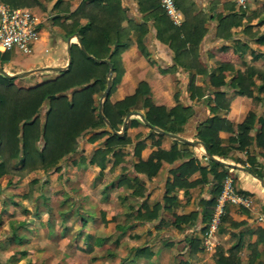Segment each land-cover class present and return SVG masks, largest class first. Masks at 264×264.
Returning a JSON list of instances; mask_svg holds the SVG:
<instances>
[{"label":"trees","instance_id":"obj_1","mask_svg":"<svg viewBox=\"0 0 264 264\" xmlns=\"http://www.w3.org/2000/svg\"><path fill=\"white\" fill-rule=\"evenodd\" d=\"M3 1L12 7H31L43 4L40 0ZM52 1L51 9L57 11L53 19L64 29L65 35L78 33L84 47L91 55L106 58L113 63L112 84L102 102L103 114L110 121L112 129L108 128L104 118L100 115L95 97L96 94H101L106 87L108 63L95 61L88 57L79 44L73 41L71 43L72 60L69 66L54 77L24 87L16 85L14 78H8L0 73V176L8 172L32 171L48 166L59 169L62 158L76 150L78 136L86 131L92 132L89 137L90 141L104 138V146L96 148L88 162L96 163L104 168L107 164L108 153L113 154L114 162H117L122 157V146L131 142L132 139L127 133L118 135L115 131L120 130L125 116L130 111L145 107L144 117L150 123L149 132L144 136L140 132L136 134L133 152L137 160L133 163V168L135 172L152 178L158 173L162 162L166 161L171 165L169 172L172 176L167 180L164 201H155L151 206L146 201L141 202L136 217L140 220H153L158 218L161 211L165 209L167 211L165 213L171 217L170 222L175 226L181 227L182 223H195L200 220L201 231H207L218 195L223 188L224 178L231 174L235 183L236 177L233 172H229L230 167L214 159L209 160V165L201 164L187 147L179 145L180 141L177 139L173 140L169 148L161 147V137L164 134L156 131L152 126L164 131L179 132L184 121L192 113L191 107L184 106L179 101L170 108L155 104L150 95V86L145 80H141L135 90L123 98L115 101L110 99V95L121 80L123 74L121 54L132 43L130 31L134 27L122 8L120 0H81L76 6H73L69 0ZM175 2L177 5V0ZM151 5L153 10L148 14L155 18L158 34L161 32L159 22L171 28L169 35L172 33L179 35L182 32L186 34L187 21H191L187 15L180 25H175L159 0H151ZM141 7L144 9L143 5ZM240 8V11L220 15L219 22L227 23L228 29L234 24H240L246 10V8ZM194 18L197 20L191 31L196 38L190 41L189 46H186V38H182L178 44H175L172 39L169 44L175 50L176 64L186 69H194L198 73H206L207 65L200 58L191 60L183 58L186 50L198 47L206 31L205 15H197ZM197 24L203 25L198 31ZM145 30V27H141L137 43L142 52L147 55L141 36ZM254 35L256 41L264 43V32ZM247 48L246 43L239 42L231 46L221 45L210 49L211 54H217L219 57L217 71L207 75L208 82L215 87L209 94V101H214V104L210 105L214 114L197 126V136L204 141L207 151L212 155H225L230 148L243 150L251 144L264 148V109L260 114L255 110H250L245 118L237 123L236 129L229 119L221 117L217 112L220 105L225 109L229 108L232 97H227L224 90L219 88L226 84L234 89V95L264 99V96H255L253 91V87H256L259 92L264 91V67L248 65L244 70L235 67L234 63ZM262 54V52H256L253 58L256 59ZM10 58L11 51H0L1 66ZM227 70L232 72L228 80H226ZM257 79H260L259 83L256 82ZM188 86L192 99L203 97L205 87L195 84L193 74L190 76ZM177 95L176 92V98ZM44 105L46 109L44 116L41 117L40 112ZM141 122L138 117H131L126 127L136 126ZM220 129L232 133L228 138V144H222L218 133ZM147 137L153 138L157 148L153 149L144 159L141 157V150L146 146ZM40 140L42 146L38 147L37 143ZM233 142L237 145H232ZM262 155L264 156L263 153ZM182 158L186 159L179 161ZM247 160L250 162V170L264 178V172L254 166L255 155H249ZM196 171H199L200 176L191 178ZM209 181H212L208 191L209 196L199 200V208L188 213L176 211V207L180 205L176 189H184V197L188 200L190 187ZM110 184L111 186L127 184L132 188L133 194L140 196L144 194V184L136 174L130 177L121 173L118 182ZM238 192L242 190L238 189ZM226 218H228L227 214L223 216V220ZM160 221L163 222L164 218H160ZM241 222L233 221V224H241ZM256 231L258 236L250 244L251 247L257 246L260 238H264V227H257ZM86 237H90V234L87 233ZM186 239L190 252L200 249L198 236H190ZM98 241L102 243L104 237H99ZM240 244V241L235 242L228 248L227 253L222 246H217L213 253L214 264H238ZM132 250L134 258L152 255V250L148 245L135 246ZM177 264H189V262L187 259H182ZM246 264H264V262H256L255 255L251 253Z\"/></svg>","mask_w":264,"mask_h":264},{"label":"rangeland","instance_id":"obj_2","mask_svg":"<svg viewBox=\"0 0 264 264\" xmlns=\"http://www.w3.org/2000/svg\"><path fill=\"white\" fill-rule=\"evenodd\" d=\"M41 2L43 4L31 8L44 19L42 38L30 52L17 48L11 50L10 60L3 64L7 71L43 66L38 64L48 60L54 62L55 59H61L57 65L67 62L68 36L53 19L57 13L51 9L53 1ZM254 7L258 15L263 17L264 3L254 0ZM258 30L264 31V24ZM261 63L264 66V60ZM57 73L52 70L37 71L14 78V83L27 87L54 77ZM127 89L121 87L118 94L115 89L110 99L115 101ZM102 93L95 95L98 107ZM45 109L46 105L41 109V117ZM139 127L137 130L126 127L124 133L132 141L122 146V157L117 162H114L115 156L108 153L104 168L88 162L95 149L104 146V138L90 141L92 132L86 131L78 136L76 150L62 158L59 169L48 166L1 175L0 264H177L182 259H187L189 264H212L217 246L226 250L239 237L244 242V220L233 218L243 213L244 209L234 205H228L226 209L228 218L221 223L213 239L215 247H212V243H205L206 235L200 229V220L182 223L181 227H177L170 222L171 217L165 213V209L153 220L136 217L141 202L146 201L151 206L155 201H164L167 180L172 176L169 163H164L152 179L135 172L133 163L137 157L133 149L136 134L140 132L144 135L148 131L144 126ZM37 145L41 147L42 141H38ZM121 173L130 177L138 175L144 184V194H133L127 184L111 186V182H118ZM175 191L182 199L176 207L178 213L199 208L198 197L209 196L204 187L201 190L195 187L186 203L183 192L179 189ZM160 218H164V221L161 222ZM233 221L242 222L234 225ZM255 221L261 220L257 218ZM238 231L242 232L241 236H238ZM87 233L90 237H86ZM190 236L200 239V249L195 252H190L188 246L186 237ZM99 237H104L102 243H99ZM142 245H148L152 255L134 258L133 247ZM211 248L213 251L210 254Z\"/></svg>","mask_w":264,"mask_h":264},{"label":"crops","instance_id":"obj_3","mask_svg":"<svg viewBox=\"0 0 264 264\" xmlns=\"http://www.w3.org/2000/svg\"><path fill=\"white\" fill-rule=\"evenodd\" d=\"M69 1L73 6H76L81 0ZM261 1L264 3V0ZM120 4L125 10L128 18L131 19V23L134 24V27L130 31V38L132 39V43L121 54L123 74L119 84L116 87L115 92L118 94V92L121 91V87H127L128 91L123 95L117 97V99H121L125 95L132 93L137 87L138 83L141 80H145L150 86L151 98L155 104H162L165 105L167 108H170L179 101L184 106L191 107L192 113L182 124V129L179 132L172 133L180 134L186 137L187 139L203 141L197 136V126L214 114V112H212L210 109V105L214 104V101H209V94L215 89V87L208 82L207 75L210 72L217 71V67L219 65L218 55L214 53L211 54L210 49L212 47L218 48L221 45L231 46L239 42L246 43L248 45V48L241 56L238 57L237 61L234 63L235 67L241 70H244L248 65L264 67L262 65L263 63H261V61L264 60V43H259L258 41H256V36L254 35L255 33L264 32L258 30V28L264 24V16L260 17V15H258L259 13L255 11L256 9H254V0H252L249 9H247L248 6L246 7L245 16L242 19V22L240 24H234L230 27V29H228L227 23L224 24L219 22V16L227 15L235 11H240L241 8L235 3L234 0H177V6L182 17L181 22L175 23L171 18L170 19L175 25H180L187 15L189 19H191V21H187V29L185 32L186 34L182 32L179 35L173 33L169 35L171 28L166 27V25L162 22H159V29L161 30V32L160 34L157 33L158 27H156V20L152 15L148 14L151 10H153L151 0H120ZM141 5L144 6V9H142ZM202 14L206 17V23H204L206 31L202 35L198 47L196 49L186 50L183 54V58L189 60L200 58L207 65L206 73H198L194 69H186L176 64L175 50L169 44L172 39L175 44H178L182 38H186V46L188 47L189 44L196 38L191 31L194 29L196 23L195 21L197 20L194 18V16ZM141 27H145L146 29L144 34L142 33L141 36L145 51H147L148 53L147 55L142 52V50L138 47L137 43V37L138 34H140ZM202 27V24H197V31ZM137 28H139V30ZM256 52H262L263 54L255 59L253 58V55ZM60 63L61 59H55L54 62L48 60L47 62L38 65H57ZM174 65L175 67H173ZM192 74L194 75L195 84L203 85L205 87V93L203 94L202 98L196 97L195 99H192L190 97V90L188 84L190 76ZM231 74V70L226 71V80L229 79ZM256 82L259 83L260 79H257ZM219 88L221 90H224L225 95L227 97L232 98L229 103L228 109H225V107L220 105L217 112L220 114L221 117H226L227 119H229L234 124L235 129L237 123L242 121L250 110H255L256 112H258V114H260L261 111L264 109V99L262 98H260V100H257L247 95H234V89L228 84L223 85ZM253 91L255 96H264V91L259 92L256 87H253ZM176 92L178 93L177 98L175 97ZM145 110V107H140L138 110L134 111H138L144 116ZM131 117H138L142 122L136 126L130 127L137 130L138 128H140L139 126L141 125L147 128L148 131L146 132V134L149 132V127L146 123L143 122L141 116L133 115ZM218 133L220 138L222 139V144H228V138L230 135H232V133L225 129H220ZM163 134L164 136L161 137V147L167 149L170 147L171 143L176 138L169 136L165 133ZM155 138H157V136H155ZM167 139H169V141H165ZM179 141V145L181 147H187L189 152L194 155L195 158H197L201 164L209 165V160L212 158H210L206 154L204 148V141V145L201 143L194 145L187 141ZM232 145L236 146L237 143L233 142ZM155 148H157V145L153 142V138L147 137L146 146L141 150V157L144 159L147 158L149 153ZM262 152H264V148L257 147L255 144H251L243 150L230 148L225 155L211 154L212 156L221 160L248 168V170H246L239 167L228 166L230 167L229 172H233L236 177L235 183L233 181L236 191L238 192V189H241L242 192L238 193L247 194L252 199V204L250 207L239 206L230 203L226 204L225 207V210L227 209L228 205H234L235 207H242L244 209L243 213L233 218H238V220H244L243 225L246 226L244 228L245 241L243 242L242 239L239 237L237 241H234L229 245V247H231L235 242H241L240 249L238 251V264H246L249 261L251 253L255 255L256 262H264V238H260L261 240L258 241L257 246H250V244L257 239L258 235L256 228L264 227V186L261 181L252 174V171L249 167L250 162L247 160L249 155H255L256 162L254 163V166L264 172V156L262 155ZM184 159L186 158L179 159V161ZM242 160L244 162H241ZM164 163L167 162H162L159 171L163 167ZM155 176H153L152 178H155ZM199 176V171H196L192 174L191 178ZM211 183L212 181L200 182L199 184L190 187L188 198L190 199L191 190L195 187H199L200 190L202 187H204L205 192H208ZM179 191L183 192L184 195V189H179ZM177 195L179 201H181V197L179 196V194ZM202 197L206 198V196L200 195L197 201L198 206L199 200ZM189 199L187 200L185 198V202H189ZM259 216H262V219H259ZM257 218L261 221H255ZM223 221L224 220L222 217L221 223ZM219 227L211 235L212 247H215V245H213V239H215L216 234L220 229ZM205 233L206 231H204V234ZM241 233H239L238 231V236H241ZM248 246L250 250H248ZM229 247H227V249L225 250L226 253L228 252ZM212 251L213 249L211 248L209 253L211 254ZM212 264H214V262Z\"/></svg>","mask_w":264,"mask_h":264},{"label":"built area","instance_id":"obj_4","mask_svg":"<svg viewBox=\"0 0 264 264\" xmlns=\"http://www.w3.org/2000/svg\"><path fill=\"white\" fill-rule=\"evenodd\" d=\"M166 13L175 23L181 22V13L175 0H159ZM242 8H246L249 0H234ZM44 19L31 7H12L0 0V51H11L15 48L30 52L34 44L41 38ZM250 207L252 199L249 195L238 193L230 174L223 181V188L218 195L216 207L209 221L205 243L211 244L210 236L218 229L226 210V204ZM262 219V216H259Z\"/></svg>","mask_w":264,"mask_h":264},{"label":"water","instance_id":"obj_5","mask_svg":"<svg viewBox=\"0 0 264 264\" xmlns=\"http://www.w3.org/2000/svg\"><path fill=\"white\" fill-rule=\"evenodd\" d=\"M74 37L77 41V43L79 44L81 50L85 53V55H87L88 57H91L93 58L95 61H102V62H107L108 63V71H107V82H106V87L105 89L103 90V93H102V98H101V102L99 104V107H98V111L100 113V115L104 118L107 126L111 128V123L110 121L108 120V118L103 114V111H102V102L103 100L105 99V97L107 96L109 90H110V87H111V84H112V77H113V63L106 59V58H97L93 55H91L87 50L86 48L84 47L83 43H82V40H81V37L78 33H73L71 35L68 36V39H67V55H68V58H67V62L65 65H44V66H39V67H35V68H31V69H26V70H22V71H16V72H9L7 71L4 67H2L0 65V73H2L4 76L8 77V78H17V77H22V76H25V75H28L30 73H33V72H36V71H56V72H60L64 69H66L71 60H72V55H71V43L74 41ZM133 115H139L141 116V119L143 120L144 123H146L147 125H150V123L148 122V120L138 111H130L124 118V121H123V124H122V127H121V131H115L118 135H123L125 130H126V124H127V121L129 120V118ZM153 129H155L156 131H159V132H163L169 136H172L176 139H179L181 141H187L189 143H192L194 145H197L198 143H201L204 145L203 141H199V140H191V139H187L186 137L180 135V134H177V133H172V132H169V131H164L162 130L161 128L159 127H156V126H152ZM204 148H205V151H206V154L216 160V161H219L220 163L226 165V166H231V167H239V168H242V169H246L248 170V168L246 167H242V166H238V165H235V164H232V163H229L227 161H224V160H221L219 158H216L214 156H212L207 150H206V147L204 145ZM252 174L257 177L261 183L264 185V178L257 175L256 173H253Z\"/></svg>","mask_w":264,"mask_h":264}]
</instances>
